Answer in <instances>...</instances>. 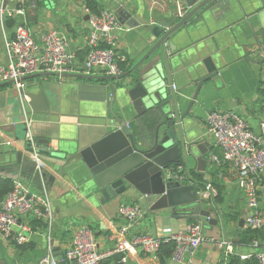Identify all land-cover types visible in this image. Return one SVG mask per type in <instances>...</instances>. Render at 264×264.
<instances>
[{
    "label": "water",
    "instance_id": "95a60500",
    "mask_svg": "<svg viewBox=\"0 0 264 264\" xmlns=\"http://www.w3.org/2000/svg\"><path fill=\"white\" fill-rule=\"evenodd\" d=\"M198 1L186 17L168 29L162 24L141 23L123 0H116L113 9L124 30L134 36L135 57L142 55L121 75L42 71L23 78L40 79L42 89L36 95L25 88L1 91L0 104L8 103L0 107V130L16 145L0 135V174L42 189V180L55 181L43 168L48 165L62 175L66 172L64 178L99 203L136 190L145 196L152 211L171 209L207 229L217 226L215 208H203L210 201L197 189L208 183L207 166L215 159L210 134L198 132L200 119L195 109L203 86L216 81L219 72L210 62L221 52L202 57L194 48L178 51L170 41L174 32L212 0H188L189 6ZM173 74L185 76L187 86H193L185 107L175 92L179 87L172 82ZM52 76L70 80L43 82L42 78ZM6 85H14V81L0 83V87ZM35 100L44 102L43 107L38 108ZM154 122L155 128L147 129ZM182 167L189 170L185 171L187 183L174 175L183 173ZM195 170L202 180L193 177L191 171ZM250 215L240 219L241 226ZM63 257L56 247L58 264H70Z\"/></svg>",
    "mask_w": 264,
    "mask_h": 264
},
{
    "label": "crops",
    "instance_id": "0c3cea01",
    "mask_svg": "<svg viewBox=\"0 0 264 264\" xmlns=\"http://www.w3.org/2000/svg\"><path fill=\"white\" fill-rule=\"evenodd\" d=\"M35 1L37 10L34 14L28 12L26 16L14 14L13 17L5 15L3 17L2 10L5 12L14 10L19 3L18 0H0V63L6 64L9 60L6 39L13 37L17 26L26 20L37 38L50 29H56L64 34L69 50L75 55V73H87L84 72V62L89 52L87 41L91 27L87 17L88 14L93 13L88 8L89 0ZM96 1L102 10L113 9L116 3V0ZM123 1L133 17L141 23L162 24L166 28L181 21L201 2L198 1L194 6H189L188 0ZM262 32H264V0H212L170 37V41L178 51L194 48L196 53L201 51L202 57L211 52H221L219 56L214 55L215 59L210 57L213 60L210 62V67L217 68L219 74L216 76V81H209L203 86L198 96L200 105L195 109L200 119L197 121L198 132L210 134L211 143L214 146L212 155L220 158L219 161L214 160L209 163L206 170L208 183L220 191V200L217 201L209 191L202 192L203 198L210 201V205L204 204L203 208H215L219 224L205 228V232L214 237L215 241H207L197 249L188 251L180 262L173 261L172 254L163 248L157 255H146L142 252L131 254L128 264H230L233 256H237L241 264H259L253 255L242 258L243 255H250L257 251L253 242H242L247 228L245 225H240V219L251 214V210L248 207L245 192L239 185V173L232 163L222 158V149L209 132L206 119L214 110L234 111L247 120L252 130L260 132L259 124L264 120V62H253L248 60V57L256 61L264 59ZM114 34L117 36L121 53L127 56V62L124 64L125 73L142 55L135 57V42H132L134 36L124 30L123 24L122 28L114 31ZM89 74L109 76L102 68ZM42 80L43 82H67L70 79L52 76L44 77ZM39 82V78L25 81V89L30 95H36L42 89ZM172 82L179 87V91L175 92L181 96L183 107H185L193 95L191 91L193 86H187L189 80L179 74H173ZM14 87V85L0 87V92H6ZM50 90L55 91L54 88ZM181 92L186 94L182 95ZM27 99L30 100V96ZM2 100L0 103L3 102ZM37 100H35L38 102L37 107H43L44 102L39 104ZM4 103L0 104L2 105L0 107L6 106L8 101ZM141 118L143 119L144 116ZM142 128H146V125L143 124ZM148 128L153 130L155 122L150 127L147 125ZM0 135L16 145L1 130ZM43 168L54 176L55 181L42 180V189L35 183H27L33 192L50 196L52 219L44 221L46 224L44 227L33 229L32 215L22 216L20 224H28L31 230L27 231L29 241L21 246L14 240H6L0 234V264H39L50 246L53 248L56 260V247L65 253L71 246L75 230L82 226H90L95 231L99 249L106 251L114 245L115 236L120 227L128 224L126 218L119 214L122 203H138L146 211L144 218L130 228L131 233L147 232L165 238L172 232L195 222L193 219L175 215L171 209L152 211L147 205L145 196L136 190L122 198L99 203L97 199L86 196L75 183L64 178L63 175L66 172L62 175L48 165H43ZM180 169L183 171L185 168ZM65 171H68V168H65ZM185 171L189 172L184 170L181 174L183 181L187 183L188 175ZM191 174L196 180H202L198 171H191ZM8 179L0 174V181ZM10 180L12 184L15 181ZM258 180L260 213L264 219V173ZM63 187L66 188L67 193L62 189ZM204 187L199 185L197 189L200 192ZM224 241L232 247V253L228 252V245L220 244ZM119 263L120 261L116 264Z\"/></svg>",
    "mask_w": 264,
    "mask_h": 264
},
{
    "label": "built area",
    "instance_id": "2783aa9c",
    "mask_svg": "<svg viewBox=\"0 0 264 264\" xmlns=\"http://www.w3.org/2000/svg\"><path fill=\"white\" fill-rule=\"evenodd\" d=\"M18 3L19 6L14 10H2V16H26L28 12L34 14L37 10L35 0H18ZM89 22V52L84 62V72L91 73L102 68L109 76L123 74L127 56L121 53L114 34L116 29L122 28L116 12L107 8L100 13H90ZM6 48L9 60L6 64L0 63V83L14 81L18 90L25 88L26 80L23 78L34 73H75V55L69 50L65 35L56 29L45 31L37 38L28 21L24 20L17 26L15 35L6 39ZM25 97L28 98L27 95ZM206 122L216 144L222 149V158L232 163L239 173V185L245 192L251 210L245 227L264 228L258 180L264 173V120L259 124V133L252 130L247 120L234 111L214 110ZM214 159L220 160L218 156ZM174 175L177 179H184L180 172L176 171ZM203 191H209L213 197L219 195L211 183H207ZM145 213V209L138 203H122L119 214L126 218L128 224L120 227L114 245L106 251L99 249L96 233L90 226L77 228L63 261L70 264H101L106 258L119 254L120 262L127 263L131 254L142 252L157 255L163 243L173 241L171 257L173 261L180 262L188 251L197 249L207 241H215L214 237L205 232L203 224L197 221L165 238L147 232L131 233L130 228L140 222ZM24 215L50 221L53 216L51 200L47 194L33 192L27 182L17 179L12 189L0 199V234L6 240H14L19 245L29 241L27 231L31 227L20 224V218ZM220 244L228 245V252L232 253L233 249L227 241ZM253 244L257 248L256 253L243 255L242 258L253 255L259 264H264V242L255 239ZM39 264H58L51 246Z\"/></svg>",
    "mask_w": 264,
    "mask_h": 264
},
{
    "label": "trees",
    "instance_id": "16d2710c",
    "mask_svg": "<svg viewBox=\"0 0 264 264\" xmlns=\"http://www.w3.org/2000/svg\"><path fill=\"white\" fill-rule=\"evenodd\" d=\"M88 8L93 12V13H100L102 11L100 5L96 0H89L88 1ZM13 187V184L10 179L8 180H3L0 181V199L3 198L8 191H10ZM219 190V189H218ZM220 193V191H219ZM220 194L218 197H216V200H220ZM32 228H39V227H44L46 224L43 220H39L34 218L31 222ZM255 239L262 240L264 242V228L261 229H247L246 233L244 234V237L242 239V242L244 243H251ZM19 245V244H18ZM21 246V245H19ZM163 248H166L170 254H172L173 248H174V242H166L163 243L160 249V252L163 250ZM159 252V253H160ZM121 260V256L119 254L113 255L111 257L106 258V260H103L101 264H116ZM230 264H241L240 260L237 258V256H233L231 259Z\"/></svg>",
    "mask_w": 264,
    "mask_h": 264
}]
</instances>
